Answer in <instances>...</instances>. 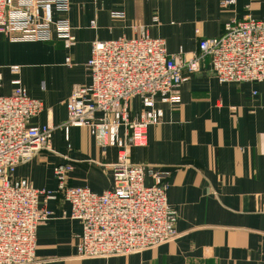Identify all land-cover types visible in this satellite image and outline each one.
<instances>
[{
	"label": "crops",
	"instance_id": "obj_1",
	"mask_svg": "<svg viewBox=\"0 0 264 264\" xmlns=\"http://www.w3.org/2000/svg\"><path fill=\"white\" fill-rule=\"evenodd\" d=\"M223 1L232 3L223 8ZM113 12L124 16L113 18ZM66 17L74 41L69 50L56 39L12 43L0 35V95L9 96L19 80L43 104L29 126L53 129L51 151L41 150L12 176L54 192V168L69 164V186L101 194L113 187L118 150L100 146L86 128L66 126L72 89L90 83L92 43L145 34L164 40L170 55H189L201 40L220 37L232 20L264 22V0H70ZM177 97L160 106L161 123L149 127L145 144L129 155L132 164L169 172L175 237L137 254L81 259L82 224L69 218L70 206L60 197H41L38 207L51 215L37 227L33 264H264V83L219 84L205 61ZM140 109L132 99L131 116Z\"/></svg>",
	"mask_w": 264,
	"mask_h": 264
},
{
	"label": "built area",
	"instance_id": "obj_2",
	"mask_svg": "<svg viewBox=\"0 0 264 264\" xmlns=\"http://www.w3.org/2000/svg\"><path fill=\"white\" fill-rule=\"evenodd\" d=\"M231 3L220 5L225 8ZM69 10L70 0H0V35L12 43L56 39L69 50L74 45L66 17ZM123 16L111 13L113 18ZM95 27L91 21L90 28ZM205 61L219 84L264 83V22L232 20L220 37L201 40L189 55L182 50L170 55L164 40L145 34L92 43L86 63L90 83L72 89L66 102V126L86 128L100 146L118 150L112 166L113 187L101 194L69 186V164L54 168V192L14 180L18 165L41 150L51 151L53 129L29 126L41 114L43 104L30 98L19 80L13 81L12 93L0 95V264L35 262L37 227L51 215L38 207L41 197H60L70 206L69 218L82 224L78 258L127 256L171 241L176 214L167 202L170 174L132 164L130 149L145 144L149 127L162 121L160 106L175 103L179 88L200 72ZM70 63L66 58V66ZM134 98L139 99L141 109L131 116ZM146 177L150 185L145 184Z\"/></svg>",
	"mask_w": 264,
	"mask_h": 264
}]
</instances>
